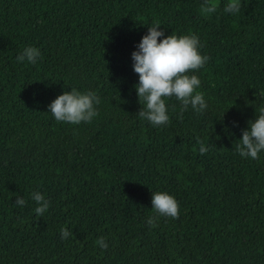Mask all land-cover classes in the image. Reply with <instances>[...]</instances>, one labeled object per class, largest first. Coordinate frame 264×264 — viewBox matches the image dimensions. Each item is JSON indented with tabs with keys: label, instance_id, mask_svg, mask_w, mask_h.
Here are the masks:
<instances>
[{
	"label": "trees",
	"instance_id": "obj_1",
	"mask_svg": "<svg viewBox=\"0 0 264 264\" xmlns=\"http://www.w3.org/2000/svg\"><path fill=\"white\" fill-rule=\"evenodd\" d=\"M229 2L0 0V264H264V150L236 151L264 107V0ZM157 23L209 57L193 73L207 109L181 115L165 98L160 126L139 116L131 56ZM28 46L40 58L17 62ZM71 89L99 97L90 123L49 111ZM156 191L178 218L153 212ZM33 192L50 202L42 216Z\"/></svg>",
	"mask_w": 264,
	"mask_h": 264
},
{
	"label": "clouds",
	"instance_id": "obj_2",
	"mask_svg": "<svg viewBox=\"0 0 264 264\" xmlns=\"http://www.w3.org/2000/svg\"><path fill=\"white\" fill-rule=\"evenodd\" d=\"M217 6L212 4L204 10L208 13L216 11ZM239 0H230L224 7V12L235 14L239 12ZM160 24L148 27L139 44L138 50L133 51V70L138 74V83L134 85L138 102L142 105L139 116L154 126L166 125L169 122L165 98L175 97L181 102V115L189 106L201 113L207 109L202 92L196 91L200 79L193 74L205 66L209 57L199 51L200 42L195 34L177 36L163 35L158 30ZM158 37H163L158 40ZM41 53L33 46L25 47L17 55V62L27 60L35 64ZM100 103L99 97L92 91L80 92L76 89L64 91L48 105L49 111L58 122L79 124L91 122L98 115L94 105ZM254 120L248 121V127L242 130L236 151L241 157L258 159V153L264 150V107H260ZM200 145L199 152L208 151L203 141L197 138ZM32 200L37 204L34 209L37 216H42L49 207V201L39 192L31 194ZM26 201L17 197L15 204L23 207ZM151 208L157 216L178 218L179 205L175 198L163 191L152 192ZM155 216H150L147 223L155 226ZM69 231L61 228V239L69 236ZM96 243L102 248L108 247L103 237Z\"/></svg>",
	"mask_w": 264,
	"mask_h": 264
}]
</instances>
